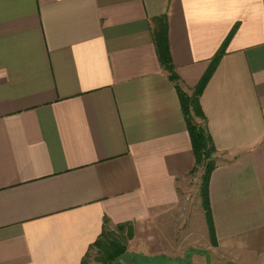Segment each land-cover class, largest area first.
<instances>
[{
  "label": "crops",
  "instance_id": "obj_1",
  "mask_svg": "<svg viewBox=\"0 0 264 264\" xmlns=\"http://www.w3.org/2000/svg\"><path fill=\"white\" fill-rule=\"evenodd\" d=\"M162 31L189 95L235 31L200 97L209 199L215 247L264 264V0H0V264H82L105 222L155 256L196 167Z\"/></svg>",
  "mask_w": 264,
  "mask_h": 264
},
{
  "label": "rangeland",
  "instance_id": "obj_2",
  "mask_svg": "<svg viewBox=\"0 0 264 264\" xmlns=\"http://www.w3.org/2000/svg\"><path fill=\"white\" fill-rule=\"evenodd\" d=\"M199 172L202 175V168ZM201 175H193L181 188L183 199L180 201L179 210L175 213L179 216L167 227L170 233L165 235L155 232L153 234L155 256L150 257L143 252L129 250L131 242L136 238L133 226L127 225L122 229L107 226L103 238L105 246L106 242L126 245L125 254L112 264H118L121 260L126 264H234L231 256L216 248L211 242L205 224L206 218L199 206ZM178 246L183 248L178 249L180 248ZM175 247L178 252L180 250L181 252H176ZM105 251V248L93 246L85 258V264H105L107 257Z\"/></svg>",
  "mask_w": 264,
  "mask_h": 264
},
{
  "label": "trees",
  "instance_id": "obj_3",
  "mask_svg": "<svg viewBox=\"0 0 264 264\" xmlns=\"http://www.w3.org/2000/svg\"><path fill=\"white\" fill-rule=\"evenodd\" d=\"M234 32L235 31L231 32L218 54L212 60L208 71L205 73L198 86L192 90V95H189L184 90L179 78L175 73V67L171 60L166 32L162 31L156 34V46L162 67L168 73L170 81L175 86L190 135L191 145L196 159V167L192 173V176L195 175L200 168H202V208L205 212V218L208 225L211 242L215 246H217V239L210 207L209 183L211 175L216 168L215 155L217 153V149L207 125V118L201 107L200 97L202 96L210 78L212 77L221 58L223 57L225 53V47L232 38ZM105 223L106 226L104 225V231L100 239L93 246H99L103 249L105 248V254L107 256L105 264H112L117 262L118 259L125 254L126 245H120L117 242H106L105 246L103 238L105 236L104 232L107 227V222ZM126 226L127 225H121L118 227L122 229ZM108 247H110L109 250ZM82 264H85V259L82 261Z\"/></svg>",
  "mask_w": 264,
  "mask_h": 264
},
{
  "label": "water",
  "instance_id": "obj_4",
  "mask_svg": "<svg viewBox=\"0 0 264 264\" xmlns=\"http://www.w3.org/2000/svg\"><path fill=\"white\" fill-rule=\"evenodd\" d=\"M118 264H126L124 261H119V263Z\"/></svg>",
  "mask_w": 264,
  "mask_h": 264
}]
</instances>
